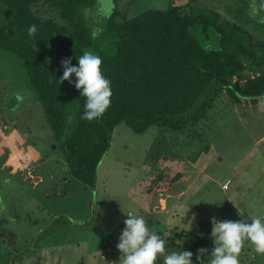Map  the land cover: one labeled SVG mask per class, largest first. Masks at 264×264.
Wrapping results in <instances>:
<instances>
[{
	"label": "rangeland",
	"instance_id": "obj_1",
	"mask_svg": "<svg viewBox=\"0 0 264 264\" xmlns=\"http://www.w3.org/2000/svg\"><path fill=\"white\" fill-rule=\"evenodd\" d=\"M171 3L193 13L219 12L264 47V0H94L81 15L97 30L115 8L129 18ZM39 9L47 14L44 6ZM27 77L12 54L0 55V264H119L116 245L130 211L165 238L174 237V225L184 229V241L175 238L183 244L193 242V234H211L213 217L249 223L250 216L264 219V101L218 100L207 114L208 150L185 165L183 182L143 202L136 189L146 153L162 128L136 133L124 123L117 125L95 184L86 186L71 175ZM158 260L163 264L162 257ZM239 262L264 264V254L245 241Z\"/></svg>",
	"mask_w": 264,
	"mask_h": 264
},
{
	"label": "trees",
	"instance_id": "obj_2",
	"mask_svg": "<svg viewBox=\"0 0 264 264\" xmlns=\"http://www.w3.org/2000/svg\"><path fill=\"white\" fill-rule=\"evenodd\" d=\"M93 4L94 0H0V55L12 54L25 68L27 85L42 106L71 175L86 186L95 184L97 167L117 125L124 123L136 133L162 128L163 134L146 153L136 189L147 202L155 191L183 182L185 165L208 150L207 114L218 100L227 97L241 105L264 101V47L219 12L193 13L174 3L129 18L115 8L95 30L81 15ZM39 6L46 8V15ZM31 25L37 26L34 36L28 35ZM85 51L102 58V73L113 92L111 106L93 121L82 119L86 98L74 86L75 74L73 83L59 82L61 61L70 57L78 66L77 57ZM152 207L148 203L149 212ZM179 228L170 229L174 237L166 238V249L188 247L193 264H199V246L209 253L215 246L211 234L196 233L191 235L193 242L176 243L175 238L184 241L186 235Z\"/></svg>",
	"mask_w": 264,
	"mask_h": 264
},
{
	"label": "clouds",
	"instance_id": "obj_3",
	"mask_svg": "<svg viewBox=\"0 0 264 264\" xmlns=\"http://www.w3.org/2000/svg\"><path fill=\"white\" fill-rule=\"evenodd\" d=\"M36 31V25L28 27L29 36H34ZM77 59L78 66L72 65L70 57L61 61L64 71L59 82L73 83L71 77L75 74L74 86L86 98L82 119L99 120L111 106V81L102 73L103 61L99 55L85 51ZM125 214L128 218L116 245L121 253L119 264H156L159 257L163 258V264H193L191 251L168 252V240L153 231L143 216L131 211ZM250 219L251 223L243 219L219 221L213 217L211 237L215 246L207 261L203 257L208 249H197L199 264H240L239 254L245 241L254 245L256 253L264 254V219L257 216Z\"/></svg>",
	"mask_w": 264,
	"mask_h": 264
},
{
	"label": "built area",
	"instance_id": "obj_4",
	"mask_svg": "<svg viewBox=\"0 0 264 264\" xmlns=\"http://www.w3.org/2000/svg\"><path fill=\"white\" fill-rule=\"evenodd\" d=\"M226 188V187H225Z\"/></svg>",
	"mask_w": 264,
	"mask_h": 264
}]
</instances>
